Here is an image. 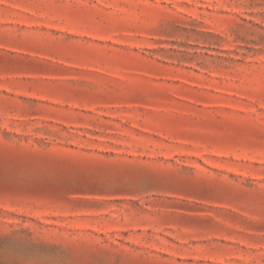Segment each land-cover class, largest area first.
Instances as JSON below:
<instances>
[{
	"label": "rangeland",
	"instance_id": "374dc122",
	"mask_svg": "<svg viewBox=\"0 0 264 264\" xmlns=\"http://www.w3.org/2000/svg\"><path fill=\"white\" fill-rule=\"evenodd\" d=\"M0 264H264V0H0Z\"/></svg>",
	"mask_w": 264,
	"mask_h": 264
}]
</instances>
